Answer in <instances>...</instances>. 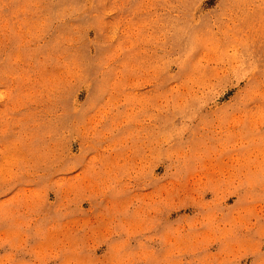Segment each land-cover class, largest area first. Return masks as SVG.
<instances>
[{"label":"rangeland","instance_id":"obj_1","mask_svg":"<svg viewBox=\"0 0 264 264\" xmlns=\"http://www.w3.org/2000/svg\"><path fill=\"white\" fill-rule=\"evenodd\" d=\"M0 264H264V0H0Z\"/></svg>","mask_w":264,"mask_h":264}]
</instances>
